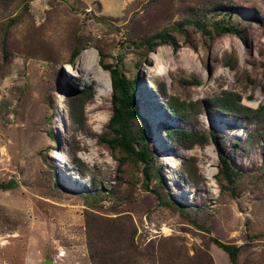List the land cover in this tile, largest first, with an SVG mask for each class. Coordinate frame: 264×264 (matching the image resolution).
Returning a JSON list of instances; mask_svg holds the SVG:
<instances>
[{"label":"rangeland","instance_id":"obj_1","mask_svg":"<svg viewBox=\"0 0 264 264\" xmlns=\"http://www.w3.org/2000/svg\"><path fill=\"white\" fill-rule=\"evenodd\" d=\"M164 29L177 46L150 50L144 41ZM101 61L137 78L157 158L149 183L105 141ZM161 84L197 105L189 122L167 110ZM224 90L264 105V0H0V264H93L92 249L117 264H230L211 237L242 247L237 264H264V122L216 110L209 100ZM170 125L215 138L188 150ZM219 150L243 173L234 195L217 180ZM131 233L134 245H115Z\"/></svg>","mask_w":264,"mask_h":264},{"label":"trees","instance_id":"obj_2","mask_svg":"<svg viewBox=\"0 0 264 264\" xmlns=\"http://www.w3.org/2000/svg\"><path fill=\"white\" fill-rule=\"evenodd\" d=\"M104 21V19H99ZM15 19L10 21L11 24L15 23ZM195 24L200 26L198 21L193 20ZM184 23H180L182 26ZM214 31L217 34L231 33L238 36L243 42H246L245 36L241 29L236 26L228 24H216L213 26ZM173 42L176 46L173 36L168 29H164L161 32L148 37L144 43L148 45L150 50H154L165 42ZM80 51L75 49L71 55L70 62L78 57ZM102 67L110 72L111 86H112V103H113V115L108 123V131L105 133V141L110 145L113 150H120L122 158L120 160V169L126 165L127 161H131L132 164H143V172L146 181L152 179L154 175V163L156 155L150 151L147 146L148 139L150 137V128L146 126V122L142 120L139 112V106L135 97V92L138 89L137 78L127 77L121 70L118 63H105L101 61ZM161 97L165 100L168 99L167 110L176 116H179L184 122H189V115L186 113L189 109L196 110L197 105L195 103H188L181 101L178 97H167V91L164 84L160 85ZM93 96L92 89H87L79 92L74 98V108L80 102H87ZM209 102L218 111L224 114H231L237 117L243 118H255L260 122H264V105L260 108L253 109L242 103V96L234 91L224 90L221 94L213 96ZM75 110V115L78 117V121L81 122V115ZM143 121V123L141 122ZM164 131L168 137L176 141L185 149H192L196 144H204L210 138H215L214 130L209 133L191 131L185 127H176L173 125L164 127ZM264 141V140H263ZM218 157L220 159V167L217 173V180L234 195L236 194V185L239 179L243 176V173L239 172L233 165L229 157L221 150H219ZM186 172L189 176V180L194 187H197V183L194 182V173L190 167L187 166L185 161ZM191 171V172H190ZM146 183V187L150 188ZM18 186L16 180L11 179L3 185L5 189H14ZM155 193L156 190L153 189ZM157 193V192H156ZM127 238V237H125ZM211 240L221 247L230 258V264H237L241 246L236 244H230L220 241L216 237H211ZM127 244L129 246L134 245L132 240V233L129 238L125 240H118L116 246ZM121 248L116 249V252H120ZM120 254V253H118ZM121 257V255H120ZM119 259L113 260V263L108 262L105 258L99 255V252L95 249L91 250V259L93 264H117Z\"/></svg>","mask_w":264,"mask_h":264},{"label":"bare ground","instance_id":"obj_3","mask_svg":"<svg viewBox=\"0 0 264 264\" xmlns=\"http://www.w3.org/2000/svg\"><path fill=\"white\" fill-rule=\"evenodd\" d=\"M85 71V70H84ZM111 85L110 78H109V86Z\"/></svg>","mask_w":264,"mask_h":264}]
</instances>
